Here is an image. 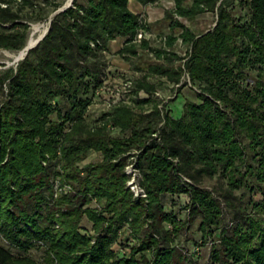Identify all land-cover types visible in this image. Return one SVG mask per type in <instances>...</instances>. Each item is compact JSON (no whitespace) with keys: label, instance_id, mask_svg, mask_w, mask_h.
Wrapping results in <instances>:
<instances>
[{"label":"trees","instance_id":"1","mask_svg":"<svg viewBox=\"0 0 264 264\" xmlns=\"http://www.w3.org/2000/svg\"><path fill=\"white\" fill-rule=\"evenodd\" d=\"M66 1L0 0V48L21 51L31 26L49 22ZM172 1L163 45L181 40L187 58L137 39L150 24L130 0H73L24 59L0 64V264H186L175 241L195 217L203 243L216 237L212 263L264 264V0ZM238 5L244 21L235 17ZM204 13L217 21L200 35L179 20ZM117 39L125 59L149 50L168 63L186 60L176 69L151 65L134 81L132 102L149 112L114 105L89 123L85 114ZM184 73L197 100L160 110L158 85L147 76L178 85ZM133 151L145 197L127 187ZM91 152L101 159L80 166ZM207 179L217 181L211 190ZM244 190L260 198L245 204L237 194ZM182 197L188 220L174 211ZM125 227L135 239L129 254L113 248Z\"/></svg>","mask_w":264,"mask_h":264},{"label":"rangeland","instance_id":"2","mask_svg":"<svg viewBox=\"0 0 264 264\" xmlns=\"http://www.w3.org/2000/svg\"><path fill=\"white\" fill-rule=\"evenodd\" d=\"M239 1V0H238ZM236 0V3H238ZM174 7V2L172 0H159L153 5L143 6L141 8V13L147 22L150 24L149 33L142 36L146 38L150 46L153 48H163L166 51L174 52L181 58H187V46L184 45L181 40H178L172 47L163 45V39L167 35L171 34L170 30V21L165 19V12L172 10ZM234 14L236 18H242L244 21L246 10L242 6L234 7ZM183 25L191 30L195 34L206 33L212 29L217 21V15L214 13H204L193 19L179 18ZM34 26H38V30L34 33V37L37 38L40 36L48 27V22H39L31 26L30 36L34 31ZM174 36H177L180 33V30L173 32ZM29 36V38H30ZM141 38V39H142ZM29 40V39H28ZM111 42L110 50L106 53L107 69L106 76L103 82V85L96 91L94 95V101L92 105L88 108L85 118L89 123L94 121H99L102 114L110 111L112 107L125 104L132 106L135 111H141L144 113L149 112L148 106H145L144 109H139L134 106L132 100L135 98L134 91V81L140 79L144 74L148 73L149 67L152 66H165L170 69H176L180 65H183L186 59L184 60H174L172 63H168L163 58H157L149 50H141L140 54L137 57L125 59L123 58L118 51L122 48L123 45L119 48V43ZM19 54V52H12L8 50H3L0 48V64H5L8 66H15L12 64L14 58ZM1 68V67H0ZM147 82L154 83L158 85L153 99L158 101L159 109L163 110L169 108H180L184 103L183 101L192 100L196 101L194 87L187 74H183L181 77V82L178 85L170 82L166 77H162L156 74L147 76ZM146 95L144 92L140 93V98H145ZM177 98L180 99L178 102L175 101ZM174 112L170 113L173 116L177 115V110L174 109ZM165 112V110H164ZM113 136H119L120 133L117 131L112 132ZM137 151L131 153V157L126 166L125 173L132 178L127 183V187L134 194L135 197H145V193L138 186L139 182V173L135 169L136 154ZM101 159L99 153L91 152L88 158L83 161L80 166H85L88 163L97 162ZM134 182V184L132 183ZM217 181L215 179L206 180L204 185L205 188L211 190L215 186ZM137 186V187H136ZM58 191L57 186H54ZM59 192V191H58ZM243 194V202L247 204L249 198L258 200L260 195L257 191L249 193L247 190L239 191L237 194ZM138 194V195H137ZM187 199L182 197L181 200L177 201L176 206H174V211L180 219L188 220V210H185L184 204ZM94 205V203H93ZM95 206V205H94ZM184 206V207H183ZM181 208V209H180ZM183 208V209H182ZM223 215L225 222H229L230 212L227 210L226 206L222 204ZM249 212V209L246 211ZM187 229H185L179 238L176 239L175 245L181 250L183 255L187 258L186 264H216L212 263V249L217 241L215 236L210 237L206 243L202 241V233L199 229L200 218L195 217L190 223H187ZM82 227L89 232H92V224L87 221L86 218L82 221ZM217 234V233H216ZM2 240L0 239V243ZM135 244V239L131 235L130 230L126 227L120 232L117 242L113 245V248L116 251H119L124 254L130 253V248ZM28 255L40 262L42 253L32 249L29 251Z\"/></svg>","mask_w":264,"mask_h":264},{"label":"water","instance_id":"3","mask_svg":"<svg viewBox=\"0 0 264 264\" xmlns=\"http://www.w3.org/2000/svg\"><path fill=\"white\" fill-rule=\"evenodd\" d=\"M72 4H73V0H67V1L65 2V4H64L60 9H58L56 12H54V13L50 16V18H49L48 27L46 28V30H45L40 36H38L34 42L30 43V41L28 40L26 46H25L21 51H19V54L14 58L12 64H17L19 61H21L22 59H24V58L27 56L28 52H29L31 49H33L34 47H36V46L38 45V43H39V42L45 37V35L47 34V32H48V30H49L50 22H51V20H52V17L55 16L57 13L66 10L67 8H69L70 6H72ZM38 28H39L38 26H34V31H33V33L31 34V36H33V34L38 30ZM31 36H30V37H31ZM21 53H23V54H21Z\"/></svg>","mask_w":264,"mask_h":264},{"label":"crops","instance_id":"4","mask_svg":"<svg viewBox=\"0 0 264 264\" xmlns=\"http://www.w3.org/2000/svg\"><path fill=\"white\" fill-rule=\"evenodd\" d=\"M129 7H130V9L134 12V13H138V14H140L141 13V8L143 7V5H141V4H139V3H137V2H135V1H133V0H130V2H129ZM117 41H120L119 43V48L121 47V45H123V43H124V39H117V40H114V41H112V43L114 42H117Z\"/></svg>","mask_w":264,"mask_h":264},{"label":"bare ground","instance_id":"5","mask_svg":"<svg viewBox=\"0 0 264 264\" xmlns=\"http://www.w3.org/2000/svg\"><path fill=\"white\" fill-rule=\"evenodd\" d=\"M33 35H34V34H33ZM35 40H36V38H35L34 36H31V37L29 38L30 43L34 42ZM21 54H23V53H21Z\"/></svg>","mask_w":264,"mask_h":264},{"label":"built area","instance_id":"6","mask_svg":"<svg viewBox=\"0 0 264 264\" xmlns=\"http://www.w3.org/2000/svg\"><path fill=\"white\" fill-rule=\"evenodd\" d=\"M142 38V34H138L137 39L140 40ZM134 184V182H132ZM137 187V186H136ZM138 195V194H137Z\"/></svg>","mask_w":264,"mask_h":264}]
</instances>
